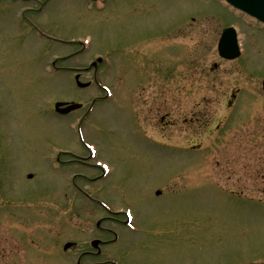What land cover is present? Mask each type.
<instances>
[{
    "label": "rangeland",
    "instance_id": "obj_1",
    "mask_svg": "<svg viewBox=\"0 0 264 264\" xmlns=\"http://www.w3.org/2000/svg\"><path fill=\"white\" fill-rule=\"evenodd\" d=\"M232 27L243 57L225 62ZM98 58L112 99L84 125L58 118L54 102L100 94L94 70L80 91L70 71ZM263 80L264 27L222 0H0V264H77L113 242L80 189L118 216L105 223L118 242L81 264H264ZM190 111L212 124L194 142ZM82 143L106 175L68 166L89 157Z\"/></svg>",
    "mask_w": 264,
    "mask_h": 264
},
{
    "label": "flooded vegetation",
    "instance_id": "obj_2",
    "mask_svg": "<svg viewBox=\"0 0 264 264\" xmlns=\"http://www.w3.org/2000/svg\"><path fill=\"white\" fill-rule=\"evenodd\" d=\"M147 45H149V44H147ZM144 47H145L144 45H140L139 44L133 50H138V51L140 50V51H142ZM137 54H138V52H137ZM152 58H153V56H152ZM94 68H97V69H94L95 70V73L94 74H96V71H98L99 65L97 67H94ZM76 71L77 72L75 74V77H79L80 80L81 79H84L85 75L87 73H89V70H87V68H78V69H76ZM93 80H94L93 82H96L97 81L96 78H95V76H94ZM222 96L223 95H221V97ZM221 97H218V99H220ZM237 97H238V95L232 93V94H230L229 98L226 97V96H223L222 97V100L220 102H223L225 100H229L227 106L229 107V109H231L232 106H233L232 101L236 100ZM157 100L158 99H156L155 96H152V97H150V98H148V99L145 100L146 102H148V105L150 106V111L151 112H154L155 113V108H156V104L155 103L158 102ZM200 100H202V102H205V101H208V98L206 96H203V97L200 98ZM108 101L109 100L105 96H102L100 94L98 96H95V97H86L84 101H78L76 98L73 97V99L66 100L64 102L65 103H79V104H81L83 106V108L81 110H79V111H76V112L71 113L70 115L66 116L65 118L76 119L82 125H84V123L86 124V121L88 122L89 117H90L92 111L95 112V109H96L97 104L98 103H107ZM138 102H140V101H138ZM142 104H143V102H142ZM146 106H144V107H146ZM136 109H137V106H136ZM144 109L145 108H143V110ZM150 111L148 112L149 115H150ZM189 113H190L189 116H187L183 121L190 128L191 134H194V137H191L192 141L194 142V140H196V141L198 140L196 138V137H198V135H200L199 136L200 138H203V136H205V134H206L205 132L207 130H209V129L211 130L212 124H211V120H209L210 118H208V115H206V113L203 112V111H200V112L190 111ZM137 115H138V111H137ZM138 116H139L138 120H140V122L144 124L143 120L140 118V115H138ZM167 116L169 117V116H171V114L168 113ZM148 120H149V118H148ZM149 121L151 123L150 124V128L152 129V131H155L153 133H157V132L159 133V131H158L159 126L158 127H155V125H153L154 124V120H152V121L149 120ZM167 121H168V119L166 120L165 118H162V122L164 123L163 124L164 125L163 126L164 127L163 128V131L164 130H167L168 131V129H170V127L173 128L177 124H179V121L176 122V120H173V121L170 120L168 122ZM147 128L150 129L149 127H147ZM217 129H220V126H218ZM155 139L158 140V138H155ZM200 145L201 144H197L195 142V145H193V146L190 145V147L192 149H194V150H198V149L201 150V148H198V147H200ZM86 154H88V153H86ZM88 155H89V157H84V158H81L79 156H75L74 157L75 159L73 158L72 161H69V163H68L69 165L68 166L70 167L72 164H74V166L78 164L82 168L89 169L90 172H93V175H97V176L100 175L101 176L103 174L102 173V170L100 168H98L96 166V164H95L97 162V160L96 161L95 160H91L90 154H88ZM85 181L87 182V181H90V180L87 179ZM80 191H82V193L85 194L86 196H87V194H89L88 192H86L84 190H81L80 189ZM87 197L90 198V196H87ZM108 220H111V218L105 216V214L100 219H98V221L96 222V228H97V230L98 231H101L103 234H106V232H110L111 233L112 232L111 229H109V228H107L105 226L108 223L107 222ZM96 239H98V241L101 242V245H100L101 248H100V250L99 251H96V254H94V252H91L90 251V252L85 253V255H88V256H91V257H94L96 255V257L99 258V257L103 256V253L110 246V243L111 242H109L108 240H105V239H102V238H96Z\"/></svg>",
    "mask_w": 264,
    "mask_h": 264
},
{
    "label": "water",
    "instance_id": "obj_3",
    "mask_svg": "<svg viewBox=\"0 0 264 264\" xmlns=\"http://www.w3.org/2000/svg\"><path fill=\"white\" fill-rule=\"evenodd\" d=\"M226 2H228L234 8L257 19L259 22L264 23V0H226ZM219 52L223 58L229 60L236 59L240 56L237 43V34L234 29H228L224 32L220 41ZM61 106L62 105H57L58 112L60 111L59 108ZM74 109H76V107H71L64 113H68ZM68 248L69 247H67L66 250Z\"/></svg>",
    "mask_w": 264,
    "mask_h": 264
}]
</instances>
